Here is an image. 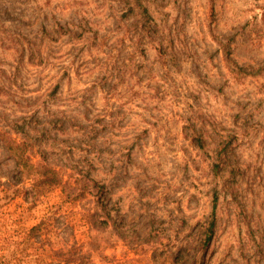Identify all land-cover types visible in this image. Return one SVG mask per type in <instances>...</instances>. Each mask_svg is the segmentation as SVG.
Instances as JSON below:
<instances>
[{"label":"rangeland","instance_id":"rangeland-1","mask_svg":"<svg viewBox=\"0 0 264 264\" xmlns=\"http://www.w3.org/2000/svg\"><path fill=\"white\" fill-rule=\"evenodd\" d=\"M0 131V264H264V0H0Z\"/></svg>","mask_w":264,"mask_h":264},{"label":"trees","instance_id":"trees-1","mask_svg":"<svg viewBox=\"0 0 264 264\" xmlns=\"http://www.w3.org/2000/svg\"><path fill=\"white\" fill-rule=\"evenodd\" d=\"M143 8V7H142ZM0 138L4 145L6 146V149L9 151V153L13 156L15 162L21 166L25 167L27 170L25 171L26 174L30 172V169L34 168L33 163L30 161V157L28 154V146L22 142L16 141L15 138H13L11 135H8L4 131H0ZM197 144H201L200 141H197ZM37 168V167H36ZM219 164H215L213 167V170L217 174L219 172ZM35 173L37 174L38 180L43 184H57L61 185L63 190L66 191V186L68 181H63L62 176L56 171L53 167L48 165H41L39 168L34 169ZM89 183H82L80 188V193H77V196L81 197L84 196L85 191L92 190L91 188L96 183L93 179L87 180ZM93 184V186L91 185ZM98 192L96 193L98 196L102 194L103 186H99ZM68 192V191H66ZM68 195V193H67ZM216 201L217 197L216 195L213 196V204L211 209V216L210 220L208 222V225L205 228L204 231V237L202 246H206L210 244L213 234H214V228H215V207H216Z\"/></svg>","mask_w":264,"mask_h":264}]
</instances>
